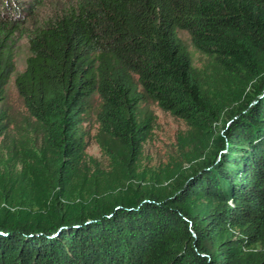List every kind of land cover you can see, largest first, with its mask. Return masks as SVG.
<instances>
[{"label":"trees","instance_id":"16d2710c","mask_svg":"<svg viewBox=\"0 0 264 264\" xmlns=\"http://www.w3.org/2000/svg\"><path fill=\"white\" fill-rule=\"evenodd\" d=\"M181 31L245 84L240 103L204 92ZM14 75L44 129L50 178L25 160L18 174L4 165L0 264H264V0H0V139ZM96 97L127 173L152 128L145 100L202 131L203 164L165 194L108 178L77 194L71 178L86 168L82 129Z\"/></svg>","mask_w":264,"mask_h":264},{"label":"rangeland","instance_id":"374dc122","mask_svg":"<svg viewBox=\"0 0 264 264\" xmlns=\"http://www.w3.org/2000/svg\"><path fill=\"white\" fill-rule=\"evenodd\" d=\"M180 35L189 45L194 72L204 92L228 108L240 103L246 93L245 84L229 75L215 56L196 48L186 31H181ZM28 54L29 45L24 37L20 41L16 56L17 71L24 69ZM14 79L15 75L7 85V99L4 103L9 114V130L0 139V172L8 166L13 173L18 174L24 169L25 160L28 169L50 178V173L41 164L49 162L50 151L39 149L45 139L44 129L29 115ZM99 108L100 98L96 97L82 129L85 149L80 150L78 162L86 168L75 171L71 178L70 189L76 185L77 194L82 190L83 197H90L88 188L92 181L100 182L104 178L112 183L123 182L124 186L135 185L137 181H141L145 191L153 189L157 193L165 194L173 183L181 181L192 170L194 164H203L198 149L203 146L202 131L185 119L163 110L153 100H145L140 104L139 110L142 118L151 120L152 128L138 161L132 166L131 174L127 173L126 149L118 139L101 130L97 120ZM215 125L219 132H224V127ZM40 151L44 154L43 157L39 154ZM77 194L76 197H79Z\"/></svg>","mask_w":264,"mask_h":264},{"label":"water","instance_id":"95a60500","mask_svg":"<svg viewBox=\"0 0 264 264\" xmlns=\"http://www.w3.org/2000/svg\"><path fill=\"white\" fill-rule=\"evenodd\" d=\"M90 222H92V221H87L86 223H90ZM67 228H69V227H67L66 225H61V226H59L57 229H55V230L51 233V235H54V234H56V233H58V232H61V231L65 230V229H67Z\"/></svg>","mask_w":264,"mask_h":264}]
</instances>
